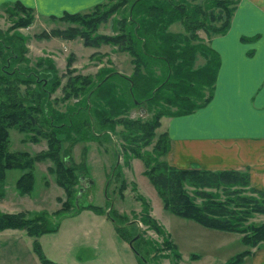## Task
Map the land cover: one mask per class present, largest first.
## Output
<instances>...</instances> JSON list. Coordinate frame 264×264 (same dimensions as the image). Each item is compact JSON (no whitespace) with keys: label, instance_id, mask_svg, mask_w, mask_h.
I'll return each instance as SVG.
<instances>
[{"label":"trees","instance_id":"16d2710c","mask_svg":"<svg viewBox=\"0 0 264 264\" xmlns=\"http://www.w3.org/2000/svg\"><path fill=\"white\" fill-rule=\"evenodd\" d=\"M237 1L113 0L101 10V4L96 3L93 14L87 17L84 16L87 12H64L59 18L75 20L84 27L69 28L63 32L64 37L79 36L84 44L91 46L101 42L116 45L129 54L132 63L130 76L117 72L106 75V72L95 84L85 78L72 84L73 93L88 91L80 106L86 114L81 115V124H92L91 116L99 126L121 123L125 130L123 139L129 144L123 147L125 157L141 159L144 174L165 209L208 228L241 233L243 244L255 246L264 241V221L251 223L247 219L253 213H264V189L251 186L248 173L243 170L181 168L168 164L162 158L168 150L167 132L154 133L160 116L185 114L208 100L219 56L197 30L201 29L207 37L224 32ZM13 3L22 10H31L17 0ZM110 14H118L112 19L114 34L96 33L97 24ZM172 23H179L181 29H170ZM16 39L0 37V196L4 193L6 169L22 170L14 186L21 193L28 192L33 161L49 157L53 163L48 170L54 172L67 196L63 209L70 203V185L76 176L74 167L65 166L58 158V144L62 135L68 136L66 130L73 125L76 113H58L49 107L47 95L59 83L54 67L51 63L42 67L37 62L35 66L26 65L23 46ZM198 56L202 57L201 62H196ZM19 84H24V89ZM30 84L36 87L28 88ZM136 104H143L151 116L145 119L127 116L128 109ZM11 126L30 132L31 140H37L39 135L45 137L47 151L30 154L25 150H10L7 136ZM149 143V150L139 149ZM88 206L97 210L93 205ZM141 216L146 224L161 232L146 211ZM56 227L43 213L26 216L21 211H0V229L24 228L27 234L37 236ZM114 227L118 231V226ZM131 248L140 258L137 247ZM32 249L42 264H61L47 258L36 239L32 240ZM248 253L249 249L244 248L226 263L237 264Z\"/></svg>","mask_w":264,"mask_h":264},{"label":"rangeland","instance_id":"374dc122","mask_svg":"<svg viewBox=\"0 0 264 264\" xmlns=\"http://www.w3.org/2000/svg\"><path fill=\"white\" fill-rule=\"evenodd\" d=\"M98 3L101 10L113 0ZM95 4L74 12H87L88 15H84L87 17L93 14ZM59 16L42 15L32 8L22 10L13 2L0 5V37L17 38L23 46L26 65L35 66L37 62L41 63L40 67L48 63L54 67L59 83L47 95L49 107L58 113H76L73 125L66 130L68 136L62 135L59 141L57 155L65 166L74 167L76 176L70 185L68 206L61 209L67 196L54 172L48 170L53 163L49 157L33 161L28 192L21 193L14 186L22 170L6 169L0 211H21L26 216L43 213L57 227L37 236L27 234L24 228L0 229V264H42L32 249L33 239L39 242L47 258L61 264H227V259L244 248H248L249 253L243 258L262 248L264 241L248 246L241 242V233L208 228L165 209L144 174L141 159L125 157L123 147L129 144L123 139L125 130L121 123L99 126L91 116L92 124H81V115L86 114L80 106L88 91L73 93L72 84L82 78L95 84L106 72V75L117 72L130 76L132 63L129 54L116 45L101 42L91 46L84 44L79 36L64 37L63 32L69 28L84 27L75 20ZM28 17L30 20L25 24ZM117 17L118 14H110L100 21L96 33L114 34L112 19ZM170 29L180 30L181 25L172 23ZM197 33L203 35L204 32L198 29ZM201 61L202 57L198 56L196 62ZM24 86L19 84L18 87L24 89ZM126 114L145 119L151 116V111L143 104H136ZM159 125L154 129L155 134L161 131ZM29 136L30 132L9 127L8 148L30 154L47 151L45 137L39 135L37 140H31ZM150 148L151 143L139 149ZM145 211L160 226L161 232L142 220ZM165 215L169 216L165 218ZM261 221H264V213H253L247 219L251 223ZM133 245L141 252L140 258L135 256ZM243 258L237 264H243Z\"/></svg>","mask_w":264,"mask_h":264},{"label":"crops","instance_id":"0c3cea01","mask_svg":"<svg viewBox=\"0 0 264 264\" xmlns=\"http://www.w3.org/2000/svg\"><path fill=\"white\" fill-rule=\"evenodd\" d=\"M17 1L59 16L103 0ZM200 36L219 56L211 94L191 112L160 118L169 139L164 158L181 168L243 170L264 189V0H238L224 32ZM241 263L264 264V246Z\"/></svg>","mask_w":264,"mask_h":264}]
</instances>
